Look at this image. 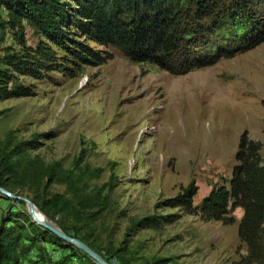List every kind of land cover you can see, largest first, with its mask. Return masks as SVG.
I'll return each mask as SVG.
<instances>
[{
    "label": "rangeland",
    "instance_id": "1",
    "mask_svg": "<svg viewBox=\"0 0 264 264\" xmlns=\"http://www.w3.org/2000/svg\"><path fill=\"white\" fill-rule=\"evenodd\" d=\"M27 36L34 43L30 29ZM5 39L18 48L9 30ZM89 44L112 58L72 77H21L35 95L0 101L6 190L35 202L36 215L111 264H237L246 254L239 208L235 222L223 224L157 204L190 183L198 186L196 204L213 185H228L244 130L261 143L264 162V42L181 75ZM169 214L180 217L129 231L143 217ZM0 226L14 264H97L1 192Z\"/></svg>",
    "mask_w": 264,
    "mask_h": 264
},
{
    "label": "trees",
    "instance_id": "2",
    "mask_svg": "<svg viewBox=\"0 0 264 264\" xmlns=\"http://www.w3.org/2000/svg\"><path fill=\"white\" fill-rule=\"evenodd\" d=\"M1 11L5 16L0 13V101L35 95L34 86L24 84L21 77L41 80L52 71L72 77L81 66H98L112 58V52L89 42L116 47L131 62H148L174 75L264 42V0H0ZM27 29L36 38L34 43H29ZM6 30L18 48L3 45ZM260 150L261 143L244 130L228 185H213L196 204L198 186L190 183L157 207L179 208L203 221L223 224L234 223L232 212L241 208L237 236L246 254L237 264H263L264 162ZM10 168L11 164L0 160V175ZM0 187L6 189L2 176ZM179 217H143L129 231L133 234L159 224V219L170 223ZM12 251L11 239L0 226V264H14ZM168 261L159 258L150 264Z\"/></svg>",
    "mask_w": 264,
    "mask_h": 264
},
{
    "label": "water",
    "instance_id": "3",
    "mask_svg": "<svg viewBox=\"0 0 264 264\" xmlns=\"http://www.w3.org/2000/svg\"><path fill=\"white\" fill-rule=\"evenodd\" d=\"M0 192L3 195H6V196L11 197L13 199H19V200L24 201L27 204V206H28V211H29L30 216L33 218V220L38 225L48 229L49 231L54 233L56 236H58L61 239H63L65 242H67L69 244H72L75 247L79 248L80 250L85 252L88 256H90L97 264H110L99 253L94 251L92 248H90L83 241H81V240H79V239H77L75 237H72L70 235H67L66 233L61 231L59 228H57L56 226L52 225L50 223V221L40 220L38 217H36V212L34 211L36 206L34 205V203L30 199H28L26 197H23V196L15 195L14 193L9 192L8 190H6V189H4L2 187H0Z\"/></svg>",
    "mask_w": 264,
    "mask_h": 264
},
{
    "label": "bare ground",
    "instance_id": "4",
    "mask_svg": "<svg viewBox=\"0 0 264 264\" xmlns=\"http://www.w3.org/2000/svg\"><path fill=\"white\" fill-rule=\"evenodd\" d=\"M36 217H38L40 220H44L42 217H40V216H38V215H36Z\"/></svg>",
    "mask_w": 264,
    "mask_h": 264
},
{
    "label": "crops",
    "instance_id": "5",
    "mask_svg": "<svg viewBox=\"0 0 264 264\" xmlns=\"http://www.w3.org/2000/svg\"><path fill=\"white\" fill-rule=\"evenodd\" d=\"M241 211H242V209L241 208H239ZM240 219V218H239Z\"/></svg>",
    "mask_w": 264,
    "mask_h": 264
}]
</instances>
